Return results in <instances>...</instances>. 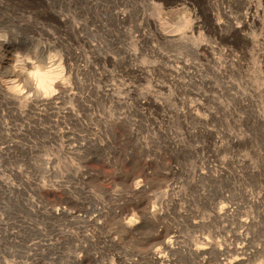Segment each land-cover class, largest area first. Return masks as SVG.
Wrapping results in <instances>:
<instances>
[{"label":"rangeland","instance_id":"obj_1","mask_svg":"<svg viewBox=\"0 0 264 264\" xmlns=\"http://www.w3.org/2000/svg\"><path fill=\"white\" fill-rule=\"evenodd\" d=\"M0 62V264H264V0H0Z\"/></svg>","mask_w":264,"mask_h":264},{"label":"bare ground","instance_id":"obj_2","mask_svg":"<svg viewBox=\"0 0 264 264\" xmlns=\"http://www.w3.org/2000/svg\"><path fill=\"white\" fill-rule=\"evenodd\" d=\"M1 63V62H0ZM2 65V64H1ZM4 83V85H2V86H4L6 89H10V90H17V85L15 84V81L11 78L10 80H6V81H4L3 82ZM66 84L65 83H60V82H57V83H54V87L58 90V91H60V92H64V90H65V88H66V86H65ZM9 90V91H10ZM146 170V169H145ZM146 172V171H145ZM147 174V173H146ZM204 174H205V172H204ZM211 174V173H210ZM145 176V175H144ZM148 177V176H147ZM202 177H204V176H202ZM209 177V176H208ZM218 177V176H217ZM111 179V178H110ZM210 179V178H209ZM109 180V179H108ZM128 180V179H127ZM129 180H131V178L129 179ZM101 181V180H100ZM125 182V181H124ZM132 182V181H131ZM131 184V183H130ZM130 184H128V185H130ZM126 184H124V186H125ZM127 186V185H126ZM129 187V186H128ZM131 187V186H130ZM136 187H138V186H136ZM143 188V187H142ZM135 190V189H134ZM140 190H141V187H140ZM223 190V189H222ZM131 191V190H130ZM136 191V190H135ZM42 192H44V191H42ZM128 192H129V190H128ZM137 192V191H136ZM135 192V193H136ZM224 192V191H223ZM45 193H46V191H45ZM44 193V194H45ZM47 193H49V192H47ZM46 193V194H47ZM50 193H51V191H50ZM54 193V192H53ZM134 193V194H135ZM40 194H42V193H40ZM45 194V197H47V195ZM55 194V193H54ZM225 194H227V193H225ZM53 195V194H52ZM233 195V194H232ZM44 196V195H43ZM51 196V195H50ZM53 196H55V195H53ZM229 196V195H228ZM231 196V195H230ZM232 197V196H231ZM54 198V197H53ZM120 198H121V196H120ZM55 199V198H54ZM126 199V198H125ZM149 199V198H148ZM226 199V198H225ZM61 200V199H60ZM147 200V199H146ZM242 200V199H241ZM57 201V200H56ZM221 201V200H220ZM224 201V200H223ZM54 202V201H53ZM58 202V204L59 203H61V202H59V201H57ZM240 202V201H239ZM63 203V202H62ZM241 203V202H240ZM56 204V203H55ZM64 204V203H63ZM153 204V203H152ZM151 204V205H152ZM156 204V203H155ZM239 204V203H238ZM52 205V204H51ZM60 205V204H59ZM62 205V204H61ZM151 205L149 204V202H147L146 204H143V206H141V218L142 217H155L157 214L155 213V208L154 207H151ZM220 205V204H219ZM219 205H217V206H219ZM222 205V204H221ZM224 205V204H223ZM155 206V205H154ZM157 206V205H156ZM61 207V206H60ZM100 207V206H99ZM115 207V206H114ZM220 207V206H219ZM230 207V206H229ZM45 208V207H44ZM62 208V207H61ZM98 208V207H97ZM113 208V207H112ZM137 208V207H136ZM221 208V207H220ZM46 209V208H45ZM49 209V208H48ZM69 209V208H68ZM81 209V208H80ZM83 209V208H82ZM99 209V208H98ZM101 209V208H100ZM114 209V208H113ZM119 209V208H118ZM122 209V208H121ZM138 209V208H137ZM215 209H216V207H215ZM225 209V205H224V207H222L220 210H224ZM117 210V209H116ZM120 210V209H119ZM229 210V209H228ZM63 211V210H62ZM61 211V212H62ZM81 211V210H80ZM98 211V210H97ZM110 211V210H109ZM118 211V210H117ZM121 211V210H120ZM86 212H87V209H86ZM85 212V213H86ZM119 212V211H118ZM220 212V211H219ZM226 212V211H225ZM228 212V211H227ZM234 212V211H233ZM232 212V213H233ZM59 209H55L54 211H53V214L55 215V214H58L59 215ZM67 213V212H66ZM84 213V212H83ZM84 213V214H85ZM88 213V212H87ZM63 214V213H62ZM113 214V213H112ZM118 214H120V213H118ZM140 214V213H139ZM227 214H229V213H227ZM57 215V216H58ZM162 215V214H161ZM216 215V214H215ZM60 216V215H59ZM123 216V215H122ZM70 217H71V215H70ZM74 217V216H73ZM158 217V216H157ZM159 217H161V216H159ZM64 218V217H63ZM136 218V217H135ZM135 218H127V217H125L124 218V220H125V229H128V232L129 233H131V232H134V231H137V230H141V228H140V224L142 225V224H144V223H139V221L137 220V219H135ZM152 218V219H153ZM61 219V218H60ZM121 220H122V218H120ZM119 219V220H120ZM162 219V218H161ZM57 220H59V219H57ZM141 220V219H140ZM156 220V219H155ZM94 221H97V220H94ZM153 221V220H152ZM151 220H150V222H152ZM160 221V220H159ZM121 222V221H120ZM142 222H144V221H142ZM158 222V221H157ZM159 223V222H158ZM161 223H164V222H161ZM150 224V223H149ZM158 225H160V224H158ZM149 226V225H148ZM154 226H157V225H154ZM159 228V227H158ZM164 228V227H163ZM166 228H167V226H166ZM171 228V227H170ZM152 229V228H151ZM153 229H155V227L153 228ZM161 229V228H160ZM150 230V229H149ZM168 230V229H167ZM161 231V230H160ZM169 231V230H168ZM83 232V231H82ZM141 232V231H140ZM153 232V231H152ZM162 232H164V231H162ZM159 233V232H158ZM171 233V232H170ZM170 233L169 232H166V234L165 235H163V237H161L159 240H158V242L156 243V249L155 250H153V251H150L149 252V254H150V260L152 261V262H154L155 264H169V261H168V257L167 256H165L164 254H162V251H168L169 252V249L171 248L170 246H171V238L172 237H170ZM173 233H174V230H173ZM62 234V233H61ZM243 234V233H242ZM162 235V234H161ZM244 235V234H243ZM57 236V235H56ZM60 237V236H59ZM159 237V236H158ZM61 238V237H60ZM82 238H83V236H82ZM157 239V238H156ZM156 239H154V240H156ZM203 239V238H202ZM85 240H88V239H85ZM153 241V240H152ZM46 242V241H45ZM173 243V242H172ZM151 244H153V243H150L149 245H151ZM148 246V245H147ZM153 246V245H152ZM151 246V247H152ZM79 247V246H78ZM83 247H84V245H83ZM149 248H151L150 246H148ZM147 247V248H148ZM144 248H146V247H144ZM146 248V249H147ZM148 248V249H149ZM192 248V247H191ZM190 248V249H191ZM81 249V248H80ZM143 249V248H142ZM147 249V250H148ZM182 249H183V247H182ZM145 250V249H144ZM146 250V251H147ZM220 251L222 250V249H219ZM234 250V249H233ZM86 251V250H85ZM143 251V250H142ZM141 251V252H142ZM149 251V250H148ZM214 251H216V249L214 248V245L212 244V243H210V242H206V243H203V245H195L192 249H191V252H192V255H195L196 256V259H198V260H196L197 262L199 261V264H237L236 262H238V260H245V259H247L248 257H247V254H246V252L244 251V248L242 247L240 250H237V251H239L238 253H236L237 254V257L235 256V257H233V259L231 260V259H227L226 257H224L223 258V256H225L226 254H224L223 253V251L222 252H218V253H215L216 254V256L215 257H213V254H212V252H214ZM229 252H231V251H229ZM236 252V251H235ZM226 253V252H225ZM86 254V253H85ZM148 254V255H149ZM167 254V253H166ZM75 257V256H74ZM73 257V258H74ZM81 257V256H80ZM231 257V256H230ZM70 258V257H69ZM92 259V258H91ZM210 259V262H208V260ZM79 260H80V258H79ZM78 260V261H79ZM84 260V259H83ZM82 260V261H83ZM94 260V259H93ZM118 260V259H117ZM77 261V262H78ZM80 262V261H79ZM84 262V261H83ZM83 262H81V263H83ZM122 263H124V262H122ZM75 264V263H74ZM77 264V263H76Z\"/></svg>","mask_w":264,"mask_h":264}]
</instances>
